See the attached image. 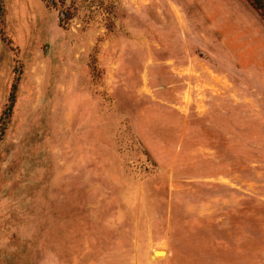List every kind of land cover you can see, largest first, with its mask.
<instances>
[{"label": "rangeland", "instance_id": "obj_1", "mask_svg": "<svg viewBox=\"0 0 264 264\" xmlns=\"http://www.w3.org/2000/svg\"><path fill=\"white\" fill-rule=\"evenodd\" d=\"M0 264H264L248 0H0Z\"/></svg>", "mask_w": 264, "mask_h": 264}, {"label": "crops", "instance_id": "obj_2", "mask_svg": "<svg viewBox=\"0 0 264 264\" xmlns=\"http://www.w3.org/2000/svg\"><path fill=\"white\" fill-rule=\"evenodd\" d=\"M195 80H197V76L194 77L192 75V82L195 81ZM208 90L209 89H203L202 90V94L206 98L205 100H202V104L204 105L203 111H214L215 108H217V109L219 108V111L220 110L221 111L222 110H227V107L226 108L224 107V105H225L224 103L225 102L223 101L224 99L221 96L222 94L220 96L219 95L214 96V94L210 93L209 92L210 90L209 91ZM196 91L197 90H195V89L192 90V97H193L194 101H196V97H195ZM195 110H196V107H195ZM196 111H200V110H196Z\"/></svg>", "mask_w": 264, "mask_h": 264}, {"label": "trees", "instance_id": "obj_3", "mask_svg": "<svg viewBox=\"0 0 264 264\" xmlns=\"http://www.w3.org/2000/svg\"><path fill=\"white\" fill-rule=\"evenodd\" d=\"M44 1L52 5L62 2V0H44ZM248 1L258 11L261 17L264 19V0H248ZM62 14L63 16L60 17V19H64V17H67L68 12L62 9Z\"/></svg>", "mask_w": 264, "mask_h": 264}, {"label": "bare ground", "instance_id": "obj_4", "mask_svg": "<svg viewBox=\"0 0 264 264\" xmlns=\"http://www.w3.org/2000/svg\"><path fill=\"white\" fill-rule=\"evenodd\" d=\"M158 249H159V250H156V251H155V254H164V253H163V250H164V249H163V250L160 249V248H158Z\"/></svg>", "mask_w": 264, "mask_h": 264}, {"label": "water", "instance_id": "obj_5", "mask_svg": "<svg viewBox=\"0 0 264 264\" xmlns=\"http://www.w3.org/2000/svg\"><path fill=\"white\" fill-rule=\"evenodd\" d=\"M155 250H159V249L156 248V249L153 250V252H154Z\"/></svg>", "mask_w": 264, "mask_h": 264}]
</instances>
